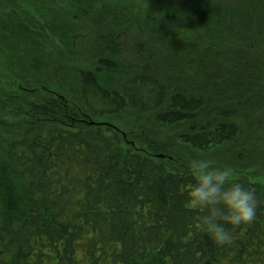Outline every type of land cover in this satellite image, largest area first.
Segmentation results:
<instances>
[{"label":"trees","instance_id":"1","mask_svg":"<svg viewBox=\"0 0 264 264\" xmlns=\"http://www.w3.org/2000/svg\"><path fill=\"white\" fill-rule=\"evenodd\" d=\"M154 1L168 16L165 25L197 2ZM168 30L161 26L153 35H167ZM183 34L187 36L183 30L178 36ZM12 35L0 31L7 59L5 48L14 45ZM111 59L101 57L93 70L74 69L79 82L76 102L61 96L68 91L53 88L43 73V80L17 88L26 110V118L17 124L28 137L19 149L0 148V264H264V173L234 168L239 182L255 192L257 217L233 228L235 239L222 247L202 229L206 210L190 202L195 178L187 164L178 168L171 161L180 156L167 153L162 144L136 145L96 119L136 111L151 114L166 129L187 126L177 140L191 152L234 141L238 127L226 121L224 112L200 124L204 98L179 83L166 84L146 72L111 79L109 74L119 70ZM185 59L183 65L194 64ZM25 63L12 66L8 89H0L7 100L13 95L11 84L23 82L29 70L37 76L42 66ZM65 71L59 75L64 77ZM242 82L234 90L246 98L258 82Z\"/></svg>","mask_w":264,"mask_h":264},{"label":"rangeland","instance_id":"2","mask_svg":"<svg viewBox=\"0 0 264 264\" xmlns=\"http://www.w3.org/2000/svg\"><path fill=\"white\" fill-rule=\"evenodd\" d=\"M197 2L185 14L177 15L181 18L165 25L168 16L154 0H0V31L14 33V45L5 48L8 59L0 44V64L4 63L0 65V89H8L5 84L12 80V66L17 62L42 65L39 75L29 70L23 82L11 84L14 88L9 100L0 95V148L19 149L23 145L19 143L28 137L17 124L26 118L25 98L18 93L26 85L20 84L43 80V73L53 88L68 91L61 96L76 102L79 82L74 69L93 70L98 59L105 56L109 60L113 57L119 65L118 72L109 74L111 79L146 72L166 84L189 87L207 104L198 116L200 124L211 123L224 112L226 121L234 123L239 134L221 147L191 152L177 140L187 126L166 129L158 126L151 114L128 111L97 121L115 127L141 147L143 142L162 144L168 148L167 153L180 156H168L178 168L203 157L217 165L253 167L264 173V0ZM13 21L17 26L13 27ZM161 26L169 27L167 35H153ZM181 30L187 36H178ZM196 49L198 54L194 55ZM185 57L194 64L183 65ZM245 62L244 68L237 65ZM14 69L19 73L17 65ZM63 70L64 77L59 75ZM239 81L247 85L257 81L258 85L255 83L251 95L242 98L234 90ZM23 108L20 114H14ZM136 138L142 144L133 141Z\"/></svg>","mask_w":264,"mask_h":264},{"label":"clouds","instance_id":"3","mask_svg":"<svg viewBox=\"0 0 264 264\" xmlns=\"http://www.w3.org/2000/svg\"><path fill=\"white\" fill-rule=\"evenodd\" d=\"M188 169L196 181L190 190V202L206 210L202 229L217 245H229L235 239L232 229L257 217L254 190L239 182L233 167L217 165L211 158L191 159Z\"/></svg>","mask_w":264,"mask_h":264}]
</instances>
